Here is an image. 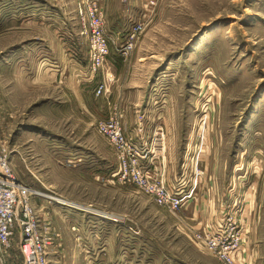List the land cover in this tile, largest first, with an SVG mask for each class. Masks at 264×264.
<instances>
[{
	"label": "rangeland",
	"instance_id": "1",
	"mask_svg": "<svg viewBox=\"0 0 264 264\" xmlns=\"http://www.w3.org/2000/svg\"><path fill=\"white\" fill-rule=\"evenodd\" d=\"M100 2L111 58L89 82L78 0H0V153L43 235L65 264H224L196 233L229 219L249 237L237 263L264 264V0ZM133 15L144 30L124 59ZM144 107L164 131L154 177L176 185L197 166L180 212L117 181L99 131L115 118L136 130ZM18 241L0 264H22Z\"/></svg>",
	"mask_w": 264,
	"mask_h": 264
},
{
	"label": "built area",
	"instance_id": "2",
	"mask_svg": "<svg viewBox=\"0 0 264 264\" xmlns=\"http://www.w3.org/2000/svg\"><path fill=\"white\" fill-rule=\"evenodd\" d=\"M140 1L143 9L148 12L157 3V0ZM78 11L86 24L85 35L89 38L90 62L86 77L87 81L92 82L104 68L109 56L105 18L100 0H78ZM143 19L138 18L132 23L127 40L120 50L124 59L129 56L137 36L144 30ZM107 88V82L100 81L96 95H103ZM98 128L116 151L117 181L135 184L153 197L159 206L174 213L187 208L194 200V191L189 187L194 182L191 178L197 172V166L192 159L183 167L189 180L183 178L176 185L169 186L154 177L157 170L155 154L162 152L165 139L162 128L150 121L147 109L138 117L137 140L130 138L125 126L117 118L101 122ZM148 131L153 132L150 146L146 144ZM149 149L153 151L151 158L145 152ZM198 171L201 172L200 169ZM12 172L7 160L0 153V256L10 251L14 235L19 231L18 247L22 264H51L49 248L55 243L41 231L40 220L32 204L33 194L18 183ZM244 235V227L238 225L236 220L229 219L213 225L202 234L196 233L204 248L224 264H238V259L243 254Z\"/></svg>",
	"mask_w": 264,
	"mask_h": 264
},
{
	"label": "crops",
	"instance_id": "3",
	"mask_svg": "<svg viewBox=\"0 0 264 264\" xmlns=\"http://www.w3.org/2000/svg\"><path fill=\"white\" fill-rule=\"evenodd\" d=\"M133 17L135 18V15H133ZM136 19V18H135ZM114 23V22H113ZM108 24V22H107V24H108V26H107V28L108 27H110L111 26V28H112V30L114 31V29H116V27H115V25L114 24ZM113 35H114V33H112ZM110 58H111V55H109V57H108V61L110 60ZM104 71V70H103ZM100 73H101V71H100ZM99 81H102V79L101 80H99ZM97 88V87H96ZM108 90H109V87L107 88V91L106 92H108ZM105 92V93H106ZM104 93V94H105ZM147 107H144V110L146 109ZM126 126H125V128H126V131H127V134L129 135V136H131V137H133V138H135L136 137V130L135 129H133V127H132V125H130V123L129 122H126V124H125ZM130 127H132V128H130ZM157 166H158V164H157ZM194 205H196V202L194 203ZM249 238V237H248ZM248 238H246V244H247V242L249 241V239ZM248 239V240H247ZM15 245V244H14ZM245 245V244H244ZM14 249V248H13ZM49 250H50V260H51V264H65V254H64V251H63V248L61 247V248H58V246L57 245H53V247H50L49 248ZM4 257V256H3ZM14 263V262H13ZM17 264V263H16Z\"/></svg>",
	"mask_w": 264,
	"mask_h": 264
},
{
	"label": "bare ground",
	"instance_id": "4",
	"mask_svg": "<svg viewBox=\"0 0 264 264\" xmlns=\"http://www.w3.org/2000/svg\"><path fill=\"white\" fill-rule=\"evenodd\" d=\"M57 201V200H56ZM59 201V200H58ZM63 204V203H62Z\"/></svg>",
	"mask_w": 264,
	"mask_h": 264
}]
</instances>
